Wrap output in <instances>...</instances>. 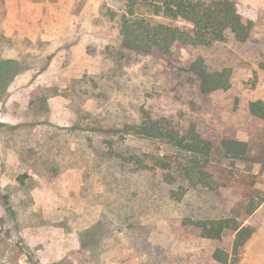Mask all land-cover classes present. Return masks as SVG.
Wrapping results in <instances>:
<instances>
[{
  "label": "rangeland",
  "instance_id": "374dc122",
  "mask_svg": "<svg viewBox=\"0 0 264 264\" xmlns=\"http://www.w3.org/2000/svg\"><path fill=\"white\" fill-rule=\"evenodd\" d=\"M235 1L250 41L142 55L121 47L123 0H0V264H221L234 232L205 239L185 220L225 218L255 229L240 264H264V123L250 113L264 0ZM198 58L230 69L231 88L202 93ZM144 111L212 143L209 188L187 183L177 149L124 132ZM229 139L249 156H226Z\"/></svg>",
  "mask_w": 264,
  "mask_h": 264
},
{
  "label": "trees",
  "instance_id": "16d2710c",
  "mask_svg": "<svg viewBox=\"0 0 264 264\" xmlns=\"http://www.w3.org/2000/svg\"><path fill=\"white\" fill-rule=\"evenodd\" d=\"M111 18L117 22L122 49L142 55H171L176 45L210 47L226 42L227 32L236 41L246 43L255 27L252 19L239 12L235 0H123L122 9L111 11ZM190 71L199 78L204 94L231 88L230 69L211 72L205 60L198 58L191 64ZM250 113L260 127L264 123V101L252 102ZM123 130L126 134L159 141L180 151L184 156L174 164L190 186L209 188L212 185L206 167L211 161L213 145L202 138L195 125L184 135L169 120L154 118L144 111L140 123L126 125ZM222 148L226 156L234 159L246 158L251 152L247 142L238 140H224ZM171 163L156 166L172 169ZM185 224L196 229L202 238L211 240H221L227 231L234 232L231 252L218 249L214 253V259L221 264H240L243 248L255 234L252 226H243L233 218L186 219Z\"/></svg>",
  "mask_w": 264,
  "mask_h": 264
}]
</instances>
